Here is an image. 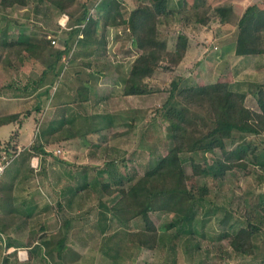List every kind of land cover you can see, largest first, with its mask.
I'll list each match as a JSON object with an SVG mask.
<instances>
[{
    "label": "rangeland",
    "instance_id": "obj_1",
    "mask_svg": "<svg viewBox=\"0 0 264 264\" xmlns=\"http://www.w3.org/2000/svg\"><path fill=\"white\" fill-rule=\"evenodd\" d=\"M84 1L86 0H70L68 3V11L74 15V18L81 13L80 3ZM103 1L105 0H100L98 3L102 5ZM122 1L125 5L122 11L125 12L126 17L135 7L149 2V0ZM208 1H211L213 6L225 2V4H235L236 15L233 20L228 24H222L219 19H215L209 25L204 26L178 13L161 21L159 25L161 37L167 41L170 50L174 49L180 33L186 34L189 38L187 55L178 68L181 75L185 76L182 80L184 84L227 81L234 90L248 92L246 99L248 107L259 109L253 93L257 85L264 84V56L241 57L236 55L235 31L236 21L246 8L256 5L254 11L264 10V0ZM179 2L180 0H170L169 6L180 8L183 3ZM92 4L89 6L91 7ZM0 11L11 14L9 18L11 22L16 18L22 20L23 23L20 25L23 29L20 28V30L12 23L8 25L6 18L4 20L0 18V28L7 23L8 32L11 31L14 36L27 33L30 29H36L39 34L49 29L53 33H50L48 37L56 41V43L52 42L54 51L67 46L65 40L69 35L66 34V28L59 24L61 13L46 2L32 0L28 6H15L9 9H3L0 6ZM98 11L102 13L101 9ZM7 30L0 31V49L7 40ZM114 34L122 38L121 49ZM107 40L108 48L98 50L93 47L94 54L91 56L86 55L88 51L85 53L86 44L78 40L74 42L72 46L74 50L67 58H62V62L57 65L55 75H51V78H55L53 80L48 78V83L53 81V86H50L48 97L43 98L41 108L45 114L44 121L49 122L53 118L54 106L59 102L63 90L68 87L67 83L76 85V88L87 80L89 74L84 71L82 61L92 60V64H95L96 60L123 61L124 65L128 66L127 71L130 72L133 64L130 63L139 51L134 49L132 59L127 58L129 55L126 56L125 52L130 49L129 36L124 32L118 34L115 30L111 36L107 37ZM70 43L68 45H71ZM52 51L51 49L50 53ZM50 53L48 48L38 57L27 60L24 65L27 72H29L28 69L32 71L33 66H47L49 60L50 62L52 60ZM8 54L5 59H9ZM53 54L51 56L54 57L55 54ZM4 55L6 51L0 52V58ZM14 60L16 61L17 58L15 57ZM109 64L111 67H106V71L112 73L108 79L113 81L115 80L114 75L120 73V67L109 62L107 66ZM178 73L176 70L158 69L153 77L146 79L154 91L145 94L146 96L136 97L137 100L132 99L130 103L125 101L119 104L115 100L124 90L122 80L119 83H111L112 88L109 90H103L101 87L97 89L98 92L95 90L92 98L98 101L91 103L97 102V108L96 106L88 108L87 117L81 116L80 120L77 118L78 120L72 123H64L61 130L53 134L51 138L46 136L41 138L46 144L45 150L50 154L38 156L40 160L38 169L32 166V159L37 155L33 154L32 150L29 151L38 139V131L33 130L32 125L25 130V135L22 137L24 144L18 143V149L22 150L21 154L13 158L0 178V224L6 225V231L0 232V264H115L107 255L108 246H110L108 242L111 239L117 241L118 246L111 245L115 248L110 250L109 254L118 255L119 258L116 260L118 264H219L220 257L217 259L215 256L216 246L221 245L222 248L226 246L223 244L224 240L219 241L211 236L213 225H217L215 222H224V219L225 222H248L247 215L251 216V222H264L261 208H259V204L264 203V196L261 198L253 196L256 192L255 188H253L252 197L247 203L245 202L246 209L241 206L243 176L251 175L250 169L255 162L252 156L247 158L249 164L245 169H234L228 171L223 179H214L204 175L195 176L189 158L193 156L200 163L210 166L215 158L221 156L220 149L197 153L186 150L182 157L189 182L200 186L207 185L209 188L207 200L200 208L198 215L191 221H187L192 223L187 224L186 222L169 228L166 225L167 222L180 219L179 215L153 213L152 217L161 230L163 245L154 251L137 250L127 245V232L144 228V221L141 217H137L120 228V234L117 237L109 239L106 234H103L102 215L110 218V207L120 197V194L109 195L106 186L110 185V188L128 186L130 182L127 180V175L134 174L137 177L142 174L146 169L155 165L159 156L170 149L169 122L165 117V111L158 113L157 110L167 101L171 81ZM57 74L60 75L57 76ZM105 83L103 78L100 84ZM128 104L131 105L129 108L126 107L128 110L135 106L137 111L123 113L121 107L129 106ZM109 111L114 114L111 115L112 120L115 118L121 124L118 123L115 128L96 135L91 129L96 125L103 126L104 120L98 119L97 123L95 118L89 115L93 112L108 113ZM193 112L192 110L188 113L190 119V114ZM126 122H128L127 125L123 124ZM196 122L197 119L190 122L187 148H190L192 142L200 138L209 128L205 118L199 125ZM45 132L46 130H43L42 134L45 135ZM72 132L78 135L66 141L69 135L73 134ZM10 133H12L11 127H1L0 140L4 143L8 141L9 139H5ZM236 134L235 143L239 139V134ZM249 138L255 139L254 136ZM260 138L264 137H259V140ZM110 140L113 141L112 145L109 143ZM104 142L106 144H103ZM228 146L232 145L228 143ZM258 146L260 149L256 161L264 165V152L262 151L264 146L261 144ZM58 150H61V153L57 152ZM27 151L31 156L26 153ZM96 166L100 168L99 171ZM254 168L257 170L256 174L264 175V167L254 166ZM249 178L250 184L251 176ZM81 187L83 192L78 195L80 191H75L80 190ZM25 212L32 215L26 216ZM63 221L68 222V229L62 227ZM42 226L45 227L48 236H54L55 239L66 233L70 251L66 250L62 260L54 254H47L45 249L39 245V241L35 242L34 246H40V249L31 257L27 239L31 234L41 235ZM9 241L14 244L11 248L7 247Z\"/></svg>",
    "mask_w": 264,
    "mask_h": 264
},
{
    "label": "trees",
    "instance_id": "obj_2",
    "mask_svg": "<svg viewBox=\"0 0 264 264\" xmlns=\"http://www.w3.org/2000/svg\"><path fill=\"white\" fill-rule=\"evenodd\" d=\"M31 1L0 0V6L3 9L15 6L25 7ZM36 1L46 2L58 10L61 16L66 14L69 17L65 26L59 23L66 28L64 30L69 35L66 40L67 46L64 49L54 51L53 39L48 37L53 31L49 29H45L43 34L37 31L32 35L21 34L19 38H13L8 42L9 54L11 56L23 55L25 60L38 57L48 48L54 51V60L49 61L43 69L42 78L46 76L49 69L59 64L64 55L70 54L72 44L76 40L86 45L105 46L108 27L121 25L125 27V32L132 40V45L139 51L124 80L125 95H145L153 92L151 84L146 79L153 77L158 69L164 68L167 71L179 72L171 81L167 101L157 110L158 113L164 110L169 122L170 149L159 156L155 165L146 169L142 174L137 177L134 174L127 175V180L130 182L128 186L119 188L106 186L109 195L120 194V197L110 207V218L102 215L103 222H101L103 234L111 239L120 234V228L137 217H141L144 221V228L129 230L127 245L137 250H156L163 245L161 230L152 214L163 212L179 215L180 219L167 222L166 225L169 228L185 224L198 215L209 194L207 185L200 186L189 182L182 157L186 150L191 153L215 149L221 151V156L215 158L210 166L190 156L191 168L195 176L204 175L214 179H223L228 171L246 168L249 156L258 162L256 160L259 156V144L249 137L257 138L264 134V84L257 85L253 93L259 109L248 107L246 105L248 92L234 90L227 81L184 84L182 80L185 76L181 75L178 68L187 54L189 38L186 34L180 33L174 49L170 50L159 30L162 20L178 13L204 26L209 25L215 19H219L222 24H228L236 15V6L233 3L225 4L226 2L213 6L208 0H180L179 3H183L182 7L171 8L170 0H149L148 3L132 9L128 17L123 18L120 0H105L101 3L102 5L98 3L100 0H86L80 3L82 11L74 18V15L68 11L70 0ZM91 3H93L92 6L97 3L102 10L96 18L91 14L92 6H89ZM255 6H248L236 21L235 53L238 56H264V10L254 11ZM70 42L71 45H68ZM192 110L194 112L190 114V119L188 113ZM28 115L29 112L0 115V127L12 122H18L21 125ZM204 118L207 119L209 125L207 132L194 140L192 146L187 148L190 122L197 119L196 123L199 125L203 123L201 120ZM236 133L239 134L237 143H235ZM18 135L19 132L14 131L5 143L0 140V158L3 153L10 155L18 151ZM228 143L232 146L229 147ZM31 150L37 156L50 154L39 139L29 149ZM26 153L31 156L30 152ZM24 215L30 217L32 214L25 212ZM191 223L187 222V224ZM62 227L68 229V222L63 221ZM5 231L6 225L0 224V232ZM41 231H43L41 235L31 234L27 239L31 257L40 249V246H34L35 242L39 241V245L45 249L47 254H54L62 260L66 250L70 251L66 233L55 239L54 236H48L44 226L41 227ZM252 235L251 228H240L236 233L228 236L229 244L238 253L252 255L254 251ZM108 243L110 246H108L107 255L113 263L118 264L116 262L118 255L109 254L110 250L115 248L111 245L118 246V243L112 239ZM12 246L14 244L9 241L7 247Z\"/></svg>",
    "mask_w": 264,
    "mask_h": 264
},
{
    "label": "crops",
    "instance_id": "obj_3",
    "mask_svg": "<svg viewBox=\"0 0 264 264\" xmlns=\"http://www.w3.org/2000/svg\"><path fill=\"white\" fill-rule=\"evenodd\" d=\"M120 1H121V12L123 13V18H126V16H124L125 12L122 11L123 7L125 6L124 2L122 0H120ZM98 9H101V8L97 3L91 7V14L94 18L99 16L98 14L100 12L98 11ZM0 12L2 13V14L0 13V18H2L3 20H4V18H6L8 25H10L12 23V25L16 28L20 29L22 27V25H20L23 23L21 19L16 18L15 21L11 22V21H9V18H11V14L6 13V12H2V11H0ZM7 23H6V25H7ZM6 25H4V27H1L0 31L2 30V32H3L5 30H7ZM108 28L109 29H107V31H106V41H108L107 37L111 36V34H113V32L115 30H117L118 34H122L123 32H124V34H126L125 27L123 25H121V26H109ZM21 29H23V28H21ZM6 32H7L6 33L7 34V40L4 41V44H3L2 48L0 49V52L6 51V55H4L2 58H0V115L29 112V115L24 119V122L21 125L18 122H12L10 124L3 125V126L11 127L12 133L14 131L19 132L17 142L20 145L24 144V142L22 141V137L25 135L24 132L30 125L33 126V130L38 131V134H37L38 139L43 143V140H42L43 136H46L47 138H51V136L53 134H56L57 131L61 130V126L64 123H69V122L72 123L77 118L78 119H79V117L81 118V116L87 117L88 116L87 109L93 108V106H96V104H97V102H94V103H91V102L98 101L97 99L92 98L93 97L92 94L94 93V91L96 90V92H98L99 90H97V89H99L100 87L103 88V90H109L112 88L111 83H114V84L119 83L120 80H122V82L124 83V80L129 73L126 69L128 66H125L123 61L117 62V60H116V62H115L113 59L109 60L108 61L109 63H113L116 66L120 67V69H121V70L119 69L120 73L114 75L115 80L110 81V79H108V78H109V75H111L112 73H109L106 71V67H111L110 64H109V66H107V63H108L107 60H104V61L96 60V62L93 61V62H95V64H92V60H89L88 62L82 61L81 63L84 64V68H85L84 71H86V73L89 74L87 80L84 81V84H81L80 86H78L76 88H75L76 85H71V84L67 83L68 87L66 88V90H63L64 92L62 93V95L60 94L61 97L59 99V102L54 106L55 111L52 112L53 118L50 119L49 122H46L43 120L45 114L43 113V109L41 108V106L43 105L42 104L43 98L48 97V95H49L50 86H53L52 85L53 81L48 83V81H49L48 78H50L52 80L55 78V77L51 78L52 77L51 75L52 74L55 75V72L58 69V67H57V65H54V67H52L51 69H49L47 71L46 76L44 78H42V72H43V69L46 68V66H33L34 68L32 69V71L28 69L29 72H27V70L24 67L27 60L24 59L23 55H19V54L15 55L14 54L11 56L10 54H8L9 53V47H8L9 43L8 42H9V40H11L13 38L14 39L19 38L21 36V34L32 35V33L36 32V29H30V30H28L27 33H20L17 36H14L11 33V31L8 32V30H7ZM114 36H116V40L120 44V49H121L123 46L122 38H120L117 34H114ZM68 37L69 36H67L66 40L68 39ZM66 40H65V42H66ZM129 42H130V45H129L130 49H128L125 52V54H126V56L129 55V57H127V58L132 59V56H131L132 52H134V49H136V48L132 45V40L130 38H129ZM73 44H72V46H73ZM90 46H92V47H90ZM85 47L87 49V50H85V53L88 51V54L86 53V55L91 56L94 54V52L92 50L93 47L97 48L98 50L99 49H107L108 45L106 42L105 46L99 45L98 47H96L95 45H89V46L85 45ZM188 48H189V45H188ZM61 49H64V48H61ZM71 49H72L71 51L74 50V48H71ZM50 51H51V49H49V53H50ZM71 51H70V53H71ZM52 52L54 53V51H52ZM52 52L50 53L51 55H52ZM7 54H8V56L10 55L9 59H5L7 57ZM51 55H50V59H52L51 61H53L54 57ZM15 57L17 58L16 61L14 60ZM64 58H67V56L64 55L63 59ZM135 58L136 57H134V59ZM134 59L131 61L130 64L133 63ZM62 60L60 62H62ZM36 67H38V68H36ZM97 67H99V68H97ZM59 75L60 74H57V76H59ZM103 78H104V81L106 82L104 85L100 84V82H102ZM108 80H109V82H108ZM122 94H123V92H122ZM122 94H121V96H118L115 99L117 101V103H119V104L123 103L125 101L127 103L128 102L130 103L132 101V99H136V97L146 96V95H125V94L122 95ZM249 96H251L250 93H249ZM56 97H57V95H56ZM247 98H248V96H247ZM128 105L129 106L125 105V106L121 107V108H123V113H126L127 111H129V112L130 111H132V112L137 111V108L135 106H133L131 110H128L126 107H128V108L131 107L130 104H128ZM96 108H97V106H96ZM111 115H114L113 113H111V111H109L108 113H104V112H101V113H98V112L94 113L93 112V113H91V115H89V116H93L95 118V121H97V123H98V119H101V121L104 120L103 126L96 125L91 130L94 131L97 135V134H100V132L101 133L104 132L105 130H109V129L111 130V129L115 128V126H117L119 122H117V120H115V118H113L114 120H112ZM127 123L128 122L123 123V124L127 125ZM120 124L121 123H119V125ZM3 126H1V127H3ZM133 128H134V125H133ZM43 130L44 131L46 130L45 135L42 134ZM12 133H10V135L5 140L10 139ZM72 133L73 134L69 135V137L66 141H68L69 139L74 138V136L78 135L75 132H72ZM259 137H264V134L259 135L258 138L257 139L255 138L253 141H258ZM2 142H4V141H2ZM112 142L113 141H111V140L109 141L110 145H112L111 144ZM43 144L46 146L45 143H43ZM103 144H106V143L104 142ZM258 144H261V146H264V138L263 139L260 138V140L258 141ZM262 151L264 152V150H262ZM252 165H253V167L250 169L251 175H248L247 177H246V175L243 176L244 178H243V182H242V189H241L242 193H241V195L243 196V199H242L241 206L245 209L247 207L246 206L247 201H249V199L252 197L251 195H253V193H252V191L254 192L253 188L256 189V192H254L253 196H257L260 198L264 196V190H262V187H264V175L256 174L257 170H256V168H254V166L259 168V166L264 167V165H260L259 162L258 163L253 162ZM96 168H97V171H99L100 168L97 166H96ZM243 169H245V168H243ZM250 176H251V182L249 184L248 181H250V178H249ZM86 186H87V182H86ZM82 189L83 188L81 187L80 190L77 189L75 192L80 191L77 194L81 195V193L83 192ZM259 208H261L260 211L263 214L262 219L264 220V203H262V204L260 203ZM247 217L249 219L248 222H215V223H217V225H215V226L213 225V231L211 232V236H214V239L216 238L219 241L224 240L225 243H223V244L226 246L225 248H222L221 245L216 246L215 256L217 259H218V257H220L218 259V260H220L219 264H221L222 262H224L223 264H264V222H251V220H250L251 216L247 215ZM222 226H224L223 229H222ZM245 227L251 228L253 230L252 240H253V244H254V251H253L252 255H244L242 253H238L229 244V240H228L229 237L228 236L230 234L236 233L240 228H245ZM147 250H149V249H147ZM149 251H154V250H149Z\"/></svg>",
    "mask_w": 264,
    "mask_h": 264
},
{
    "label": "built area",
    "instance_id": "obj_4",
    "mask_svg": "<svg viewBox=\"0 0 264 264\" xmlns=\"http://www.w3.org/2000/svg\"><path fill=\"white\" fill-rule=\"evenodd\" d=\"M68 16L66 14H63L61 16V19L59 20L60 24L65 26L67 21H68ZM53 43H56V41L53 39L52 40ZM21 149H18V151L14 154H10L8 155L7 153H3L2 157L0 158V178L2 177V175L5 173L7 167L11 164V162L13 161V158L17 157L20 153H21ZM57 152L61 153V150H58ZM40 165V160L39 157H34L32 159V166L33 168L38 169Z\"/></svg>",
    "mask_w": 264,
    "mask_h": 264
}]
</instances>
